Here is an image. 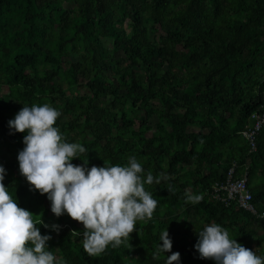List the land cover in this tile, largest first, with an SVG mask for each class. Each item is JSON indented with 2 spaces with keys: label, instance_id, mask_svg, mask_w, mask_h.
<instances>
[{
  "label": "trees",
  "instance_id": "trees-1",
  "mask_svg": "<svg viewBox=\"0 0 264 264\" xmlns=\"http://www.w3.org/2000/svg\"><path fill=\"white\" fill-rule=\"evenodd\" d=\"M43 103L60 110L65 138L87 148L74 164L127 165L135 155L145 176L166 177L145 185L159 203L129 245L89 255L84 226L57 217L21 174L26 132H11L8 121L24 104ZM256 111L264 113V0H0L4 183L38 223L60 226L39 225L67 264H165L153 252L167 227L182 264H216L195 248L211 222L264 255V220L260 234L255 215L212 196L237 162L235 177L248 166L253 201L264 210V125L255 151L242 134ZM187 191L203 199L187 202Z\"/></svg>",
  "mask_w": 264,
  "mask_h": 264
},
{
  "label": "clouds",
  "instance_id": "clouds-1",
  "mask_svg": "<svg viewBox=\"0 0 264 264\" xmlns=\"http://www.w3.org/2000/svg\"><path fill=\"white\" fill-rule=\"evenodd\" d=\"M60 115V110L50 103L24 104L9 119L11 132H26L24 147L17 157L21 174L32 189L47 194L57 217L67 213L83 223V248L89 255L97 256L109 245L113 248L129 245L137 222L152 219L159 203L145 185L159 184L166 177L151 171L145 176V169L135 155L128 157L127 165L105 162L88 167V159L83 164H74L73 159L80 158L87 148L65 138L56 123ZM6 174V167L0 164V264H67L49 247L51 233L42 234L39 225L56 231L60 226L43 220L38 223L31 210L20 206L4 183ZM225 179L226 176L217 182ZM185 199L198 203L203 193L187 191ZM253 215L258 219L256 229L261 234L259 225L264 218ZM159 241L163 243L157 244L153 256L163 255L165 264H182L181 253L172 251L168 227L160 232ZM195 248L201 258L212 259L216 264H264V255L244 246L232 237L227 227L217 222L204 224Z\"/></svg>",
  "mask_w": 264,
  "mask_h": 264
},
{
  "label": "built area",
  "instance_id": "built-area-1",
  "mask_svg": "<svg viewBox=\"0 0 264 264\" xmlns=\"http://www.w3.org/2000/svg\"><path fill=\"white\" fill-rule=\"evenodd\" d=\"M252 116L255 119V124L247 126L243 135L248 140L250 149L255 151L258 134L264 125V113L256 111ZM236 164L234 163L230 167L224 181L215 184L212 193L213 198L224 202L227 206L236 203L244 210L256 214L257 217L264 218V210L259 212L253 202V194L248 185V170H245L242 176L235 178Z\"/></svg>",
  "mask_w": 264,
  "mask_h": 264
},
{
  "label": "rangeland",
  "instance_id": "rangeland-1",
  "mask_svg": "<svg viewBox=\"0 0 264 264\" xmlns=\"http://www.w3.org/2000/svg\"><path fill=\"white\" fill-rule=\"evenodd\" d=\"M6 90V89H5ZM47 205L50 207V209H51V201H47ZM52 211V210H51ZM195 218V216L194 215H192V219H194ZM74 219V218H73ZM75 221H76V223L79 225V226H81V227H83V223L82 222H80V221H77L76 219H74Z\"/></svg>",
  "mask_w": 264,
  "mask_h": 264
},
{
  "label": "crops",
  "instance_id": "crops-1",
  "mask_svg": "<svg viewBox=\"0 0 264 264\" xmlns=\"http://www.w3.org/2000/svg\"><path fill=\"white\" fill-rule=\"evenodd\" d=\"M237 165H238V163L236 164V167H237ZM246 168H247V169H246ZM246 168H245V170H248V166H246ZM245 170H244V171H245Z\"/></svg>",
  "mask_w": 264,
  "mask_h": 264
}]
</instances>
